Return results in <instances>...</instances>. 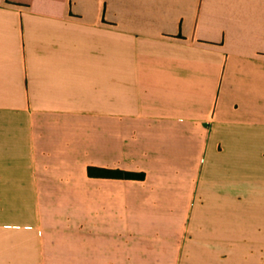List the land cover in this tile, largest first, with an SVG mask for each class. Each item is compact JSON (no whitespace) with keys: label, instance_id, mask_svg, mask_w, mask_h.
<instances>
[{"label":"crops","instance_id":"obj_1","mask_svg":"<svg viewBox=\"0 0 264 264\" xmlns=\"http://www.w3.org/2000/svg\"><path fill=\"white\" fill-rule=\"evenodd\" d=\"M161 222L264 264V0H0V264H160Z\"/></svg>","mask_w":264,"mask_h":264},{"label":"rangeland","instance_id":"obj_2","mask_svg":"<svg viewBox=\"0 0 264 264\" xmlns=\"http://www.w3.org/2000/svg\"><path fill=\"white\" fill-rule=\"evenodd\" d=\"M160 214V218L161 219H166L169 220L170 219V215L167 212H159ZM179 217V214H177ZM174 230L176 231V238L179 241L183 240L184 238V227L183 225H177L176 228H173L172 225L169 226L168 223H160L159 225H156L154 227L150 228V232H148L149 234L145 236H147V238L145 239V241H143V246H141V251H143L144 253H150L152 251H155L156 249H158L155 252H159L161 253L162 257H161V261L160 264H171L172 260L174 257H177V262L175 264H183V260L179 255V251L180 249L178 248V246H173L170 247L169 246V239L171 238V234H170V230ZM156 233H159L158 235H156ZM158 245V248H156V246ZM137 249H135L134 247H131L129 252L132 253L133 251H135Z\"/></svg>","mask_w":264,"mask_h":264},{"label":"trees","instance_id":"obj_3","mask_svg":"<svg viewBox=\"0 0 264 264\" xmlns=\"http://www.w3.org/2000/svg\"><path fill=\"white\" fill-rule=\"evenodd\" d=\"M88 174L95 177H110V178H126V179H144L145 172L126 170L119 168H109L90 165L88 166Z\"/></svg>","mask_w":264,"mask_h":264}]
</instances>
